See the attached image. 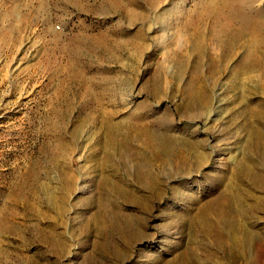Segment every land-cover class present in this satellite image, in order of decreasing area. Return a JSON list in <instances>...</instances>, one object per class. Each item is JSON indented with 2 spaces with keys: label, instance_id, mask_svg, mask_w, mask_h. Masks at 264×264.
I'll list each match as a JSON object with an SVG mask.
<instances>
[{
  "label": "rangeland",
  "instance_id": "obj_1",
  "mask_svg": "<svg viewBox=\"0 0 264 264\" xmlns=\"http://www.w3.org/2000/svg\"><path fill=\"white\" fill-rule=\"evenodd\" d=\"M259 51L264 0H0V264H264Z\"/></svg>",
  "mask_w": 264,
  "mask_h": 264
},
{
  "label": "bare ground",
  "instance_id": "obj_2",
  "mask_svg": "<svg viewBox=\"0 0 264 264\" xmlns=\"http://www.w3.org/2000/svg\"><path fill=\"white\" fill-rule=\"evenodd\" d=\"M229 10H230V8L227 5V9L225 10V12L228 13ZM231 16L232 15L230 13H228V17H229L230 20H228V21L226 20V22H229V23H226V25H225L226 38L224 39L225 40V44L229 48V51H230L229 52L228 61H229L230 58L234 59L235 57H238V50L236 51V49L234 48V45L237 43V41H238L237 39L238 38H242L243 35H244V33L236 31L234 29V22H233V18ZM244 52H246V51H244ZM259 54H260L261 58L264 60V52L259 51ZM257 62L240 61V64H239L238 68L232 70V75H231L232 76V78H231L232 84L231 85H232V89L237 94L235 102L244 101V97H243L244 93L247 91L248 86L252 85L251 84V80H252V77H254L253 73L255 72L256 67L258 65H260V63L259 62L257 63ZM222 71L223 70H221V72ZM226 71H228V70H226ZM221 72H220V74H221ZM223 72H225V71H223ZM256 84H257V82H256ZM259 84H257V85H259ZM208 90L209 89H208L207 85H204V84H201V83L198 86H196V87L194 86L192 88V92H193L192 94H193L194 98L199 100V103L203 106L202 109L204 110L205 113L212 106V104H211L212 103V98H211L210 94H208ZM247 105H248V103H247ZM249 109H250V107L248 106V108H246V110H245L247 115L251 114ZM253 114L257 115V117H258V114L255 111L253 112ZM257 123H258V121H257ZM244 125L248 127V129L251 132V135L257 140L258 144H260V142L262 144L264 143V131L252 126L253 124L251 123V120H250L249 117H247ZM151 173H153V170L151 171ZM225 188L229 189L231 191L230 194L232 195V191H233L232 186L229 185V184H226ZM232 196L235 197V194L233 193ZM242 218H243V212L240 211V213H237V215H236V220L238 221V226L239 227L240 226L242 227V225H243V223L241 222Z\"/></svg>",
  "mask_w": 264,
  "mask_h": 264
}]
</instances>
